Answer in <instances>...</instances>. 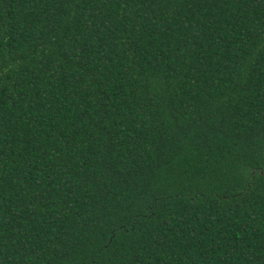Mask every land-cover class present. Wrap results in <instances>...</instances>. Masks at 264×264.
Returning a JSON list of instances; mask_svg holds the SVG:
<instances>
[{"label": "trees", "instance_id": "obj_1", "mask_svg": "<svg viewBox=\"0 0 264 264\" xmlns=\"http://www.w3.org/2000/svg\"><path fill=\"white\" fill-rule=\"evenodd\" d=\"M0 264H264V0H0Z\"/></svg>", "mask_w": 264, "mask_h": 264}]
</instances>
